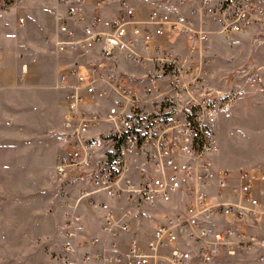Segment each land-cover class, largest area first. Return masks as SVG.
Instances as JSON below:
<instances>
[{
  "label": "built area",
  "instance_id": "built-area-1",
  "mask_svg": "<svg viewBox=\"0 0 264 264\" xmlns=\"http://www.w3.org/2000/svg\"><path fill=\"white\" fill-rule=\"evenodd\" d=\"M53 11L56 51L84 56L55 85L66 102L56 172L90 181L64 203L63 262L80 263L82 236L101 245L83 262L264 264V167L215 164L216 123L237 93L205 84L211 37L264 33V0H56ZM177 43L184 53L171 51ZM118 57L166 69L170 86L153 74L141 91L109 69ZM99 99L109 100L104 113ZM85 206L102 213V237L86 238ZM149 214L154 227L138 231Z\"/></svg>",
  "mask_w": 264,
  "mask_h": 264
},
{
  "label": "rangeland",
  "instance_id": "rangeland-1",
  "mask_svg": "<svg viewBox=\"0 0 264 264\" xmlns=\"http://www.w3.org/2000/svg\"><path fill=\"white\" fill-rule=\"evenodd\" d=\"M54 3L55 0H15L8 8L0 10V156H8L4 160L0 159V194L11 197L19 192L22 194L20 187L30 182L32 188H36L35 179L25 178V173L36 171L42 175V181L38 182H43L44 190L42 225L36 229L38 236L43 237L23 246L22 250L17 249V245H11L0 252V264H53V258L55 260L59 255L56 229L63 214L60 204L64 199L75 198L85 187V178L77 175L82 171L75 170L69 179L63 181L55 170L61 151L54 137L56 131L62 128L66 113L63 95L55 86L58 81L57 63H77L84 56L59 53L50 42V31L54 34L56 26L50 30L51 13L46 8ZM22 17L25 19L24 24L21 23ZM171 51L184 53L178 43L172 44ZM207 55L209 61L205 84L208 88L214 90L217 86L234 91V87L254 81L257 75L262 77V82H257H264L263 32L247 31L231 36L215 34L210 39ZM109 62V69L127 76L130 84L141 91L147 85L144 81L153 74L161 77L157 81L159 87L166 89L170 86L169 78H163L169 72L166 69L162 72L160 67L154 70L152 63L142 65L122 57ZM253 86L257 88V85ZM257 89L264 91V87ZM97 102L101 113H104L109 100L99 99ZM232 103L239 105L237 110L247 113L235 111L222 124L216 134L217 143L212 158L229 168L249 167L264 152L261 112L264 110V95H236ZM90 109L94 107L90 106ZM230 110L220 112L219 117L228 115ZM102 125L94 129L103 132L106 127L102 130ZM91 130L88 134H93ZM17 140H27L31 147V150L26 151L27 164H23L21 158L24 148L17 149L16 153L1 148L7 142L18 144ZM5 164L12 165V168L6 169L5 166L9 165ZM23 165L27 167L20 168ZM133 166L135 173H139V156ZM14 174L18 175L16 180L12 179ZM139 218L155 223L152 214ZM41 254L43 258H35ZM26 255L33 259L22 260Z\"/></svg>",
  "mask_w": 264,
  "mask_h": 264
},
{
  "label": "crops",
  "instance_id": "crops-1",
  "mask_svg": "<svg viewBox=\"0 0 264 264\" xmlns=\"http://www.w3.org/2000/svg\"><path fill=\"white\" fill-rule=\"evenodd\" d=\"M55 4H56V0H55L54 4H51L48 8H46L51 13V26H52V28L50 30H53V28L56 26V21L54 18V11H53V7ZM24 23H25V19L23 18V24ZM49 36H50V42L53 43V31L52 32L50 31ZM45 42H46V38H44V43ZM1 49L3 50L2 46H1ZM68 66H69V63H62V62L58 61V63H57V75H59V73H61L62 71H65L68 68ZM262 76L264 78V74H262ZM150 82H151L150 79H147L144 81V83H146V84H149ZM254 84L257 85V88L264 87V82L258 83L257 79H255L254 81L250 80L246 84L237 85L236 87H234V89H233L234 91H232V89H230V88L229 89L221 88L219 86H218L219 88H217V86H216V88L214 90H219L221 92H235V93H237L236 95H264V91L262 89L254 88V87H256V86H253ZM57 91H60L62 93L64 105H66L65 93L59 89H57ZM238 106H239L238 104L232 103V105H230L231 110L228 113V115H223L221 117H218L216 127H215V135L218 134L222 124L227 119H229L234 114L235 111H236L235 113H237V112L238 113L239 112L247 113V111H244V110H241V111L237 110ZM261 112H262V117H263L262 127L264 128V110H262ZM105 127L106 126L103 124L102 130ZM18 130H21V128ZM57 131H56V133H57ZM91 131H93V134H89V135H96V134L102 132L101 130L98 131V128L94 129V127L92 128ZM54 139H55L56 145L59 146V149L61 151L60 153H62L63 152V145L55 137H54ZM216 139H217V137H216ZM17 142H18V144L15 142L14 143L7 142L4 145H2L1 148L5 149V150L8 149V151H10L11 153L12 152L16 153L17 149L21 150L22 148H24V152L22 154L23 156H21V158H23L22 159L23 164H27L28 159H27V152L26 151H27V149L31 150V147H29L27 140H22V141L17 140ZM216 143H217V140H216ZM5 157L8 158V156L6 155V156H0V159L4 160ZM214 159H215V157H214ZM7 161L9 162V160H7ZM215 164L218 166L225 167L224 165H220L216 162H215ZM5 165H9V166H5L6 169L12 168L11 167L12 165H10V164H5ZM255 166L264 167V152L260 155V157L258 159H256L255 161H253L252 163L249 164V167H255ZM26 167H27L26 165L20 166V168H26ZM231 169H240V168H231ZM73 172L74 171L67 172L62 177H59V179H61L63 181L67 180V179H69L70 174H72ZM15 173H17V172H15ZM78 174H80V173H77V175ZM16 176H18V175L14 174L12 176V179L16 180ZM25 178H27V180L35 179L36 188H32L33 185H32V182H30V183H27L25 187L23 185L20 187L21 190L23 191L22 194L19 192L18 195H13L12 197L10 195H6V194L1 195L0 194V252H3V251H5V249L10 248L11 245H17L16 246L17 249L22 250L23 246L30 244V243H35L38 241L39 237H43L42 235L38 236V230H36L37 228H39L42 225L41 223H42V218H43L42 217V215H43V197H44V190L42 189L43 182H38V180L42 181V175L39 171H36V172H31V173H25ZM79 178H81V177H79ZM89 183H90V181L88 179L83 180L84 186L86 184H89ZM1 186H3V184ZM65 201L66 200L64 199V201H62V203L60 204L62 206L61 208H62L63 214H62V219H61L59 225H61V223L64 220V214L66 211V207L64 204ZM11 205H13V206H11ZM82 212H83L84 219H85L86 238L89 239V238L95 237V236L102 237L103 236V233L101 231L102 213L98 210L91 209V208L86 207V206L82 209ZM14 213H16V214H14ZM138 221L141 223V224L137 225L138 231L139 230H143L144 232L150 231L155 225V223L152 224L149 220L143 221L139 217H138ZM59 225H58V228L56 229V240H57L59 255H58V258H56L55 260L53 258V260H52L54 262L53 264H65L61 258V255L63 252V240L64 239H63V236L59 232V227H60ZM131 237H132L131 234L128 235V238H131ZM76 243H77L78 256L80 258L79 264H96V262L94 261L93 258H91L90 260L85 261V262H83L81 258L86 251H89L91 254H94L95 252L101 250V245H92L91 243H86L85 238L82 236H79L77 238ZM1 256H2V253H0V257ZM9 256H11V255L9 254ZM42 256H43L42 254L37 255L35 258H43ZM27 259H33V257L26 255L24 257V259H22V260H27Z\"/></svg>",
  "mask_w": 264,
  "mask_h": 264
}]
</instances>
